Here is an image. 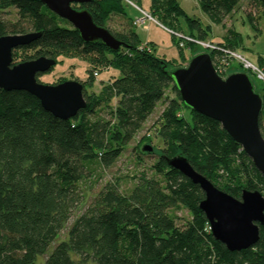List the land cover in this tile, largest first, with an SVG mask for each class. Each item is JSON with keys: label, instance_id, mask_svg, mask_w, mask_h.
Returning a JSON list of instances; mask_svg holds the SVG:
<instances>
[{"label": "trees", "instance_id": "trees-1", "mask_svg": "<svg viewBox=\"0 0 264 264\" xmlns=\"http://www.w3.org/2000/svg\"><path fill=\"white\" fill-rule=\"evenodd\" d=\"M130 1L141 7L142 0ZM197 2L209 19L205 26L188 16L178 0H150L149 10L166 28L206 41L212 25H223L243 0ZM252 2L264 16V0ZM9 8L16 9L18 17L0 18V37L41 32L30 45L13 52L14 63L21 52L34 51L20 61L40 56L82 58L91 69L82 82L87 107L69 120L46 111L27 91L0 88V264H36L48 253L45 264H264V226L255 246L230 251L212 235L200 209L205 196L200 186L167 160L185 156L195 170L235 198L244 189L264 195V176L219 121L182 102L170 75L172 67L182 63L140 51L142 40L134 28L119 33L108 27L113 15H126L125 0H93L77 7L87 8L97 25L126 44L119 51L100 41L85 42L68 21L38 1L0 0V10ZM247 17L259 30L253 15ZM242 44V35L230 29L220 49L203 52H209L214 62L218 55L227 56L223 50L237 51ZM183 48L179 57L183 63L201 52L194 42L187 43L194 51L191 57ZM259 62L264 67L262 56ZM96 69H112L113 74L99 92L88 93ZM168 90L175 96L168 97ZM259 90L264 99V84ZM160 103L163 109L153 125L154 137L147 134L140 140L141 146L155 139L162 144L152 175L142 173L129 193L107 183L76 218L66 239L51 248L85 202L82 184L89 168L111 167ZM183 109L189 110V118L181 114ZM262 116L263 110L261 130ZM181 208L191 218L179 224L175 211Z\"/></svg>", "mask_w": 264, "mask_h": 264}, {"label": "water", "instance_id": "water-1", "mask_svg": "<svg viewBox=\"0 0 264 264\" xmlns=\"http://www.w3.org/2000/svg\"><path fill=\"white\" fill-rule=\"evenodd\" d=\"M78 30L85 42H102L113 51L126 44L109 29L94 22L85 5L93 0H35ZM41 32L9 34L0 37V88L23 90L37 97L43 108L58 118L69 120L87 107L84 85L78 80L45 84L38 75L49 71L57 61L48 56L14 63L13 52L30 45ZM170 75L182 102L192 110L220 122L227 134L241 146L264 176V136L260 118L264 99L247 72L221 76L209 52L195 54L186 66L175 67ZM144 151H152L144 146ZM168 164L198 184L205 196L200 209L206 215L213 237L230 251L257 244L264 226V195L244 189L240 198L216 187L195 170L183 155L168 158Z\"/></svg>", "mask_w": 264, "mask_h": 264}, {"label": "rangeland", "instance_id": "rangeland-1", "mask_svg": "<svg viewBox=\"0 0 264 264\" xmlns=\"http://www.w3.org/2000/svg\"><path fill=\"white\" fill-rule=\"evenodd\" d=\"M178 1L188 16L199 19L204 26L210 23L208 17L200 9L197 0ZM125 3L126 15H113L108 22V27L114 32L119 33H125L129 29L134 28L139 34L142 43L148 42L154 49L153 52L156 56L165 58L167 60L177 59V63H182L183 66H186L188 62L183 63V61L179 58L181 51L180 47H184L183 51L186 57H191L192 53H194V51L192 52V50L187 48V43L191 42L188 39L189 36H187V33H178L185 38L180 37V35H175L174 37V34L171 33L174 31L166 28L164 25H161L158 20L151 14L149 10L150 0H142L141 7L130 0H125ZM77 7L78 5H76V8ZM140 10L142 12L145 11V13L150 15L148 18L151 17L152 19H149L145 26L136 28L133 24V20L135 16H138L142 13ZM250 14H252L256 19L255 24L258 25L259 30L254 28V26L248 20L247 16ZM17 17V10L14 8H9L4 11L0 10V18H7L11 19L12 21H16ZM69 24L62 23V26L69 27ZM230 29H234L242 35L243 46L236 52H238V54L246 58L255 66H258L259 69L264 71V67H262L259 62V56H262L264 58V16H262L261 9H259V7L252 2V0H243L240 6H238L237 9L224 20L223 25H212L211 34L209 35L208 39L203 42L218 46L219 44L224 42V39L228 35ZM190 39L193 38L190 37ZM179 42L183 43V46L179 45ZM207 48L208 47H203L201 46V44L196 43V51H209L210 48ZM20 54L22 56L21 58H18L19 62H21L20 60H22L24 56L33 55L34 51L21 52ZM228 55L231 58H228V56L218 55L216 56L214 61V64L219 65L221 70L225 69L226 67V75H223V77H226L231 73L247 72L253 78L256 90L260 92L259 89L264 83L255 79L250 73L251 70H245L240 62L237 61V57L232 56L231 54ZM55 60H58L56 65L49 71L42 73L41 76H39V79L42 83L57 84L62 79H66V81L78 80L80 82H84L88 79V71L89 69H91V66L84 59L59 57ZM172 68H174V66ZM93 71H99L100 74L98 76H94V86L91 89H89L88 87V93L99 92L103 86L110 82L111 75L113 74L112 69H109L107 71H100L96 69ZM114 75H117L116 71L114 72ZM167 96L174 97L175 95L171 90H168ZM162 109L163 105L162 103H160L155 109L154 113L146 121L135 139L126 146L122 155L111 167L107 168L95 164L89 168L88 172H86L87 174L85 181L82 184V192L85 197V202L81 204V206L79 207V211L70 219L67 228L61 232L59 237L52 244L51 248H54L60 241L66 239L68 230L72 226L76 218L94 200L98 192L107 183H115L123 193H129L136 185L138 177H140L142 173L152 175V166L156 163L159 157V150L157 149V147H161L162 144L159 140L155 139L154 143L149 144L152 148V151H144L142 150V148L147 143H144L141 146L140 140L144 135L147 134H150L152 137H154L155 131L153 125L159 118ZM181 114L185 118L190 117L189 110L183 109ZM262 119V133L264 134V116H262ZM141 150L144 153H142ZM175 214L177 215V222L179 224H182L186 220H189L191 218L190 212L185 208L176 210ZM48 254L40 256L36 264H45V261L48 258Z\"/></svg>", "mask_w": 264, "mask_h": 264}, {"label": "built area", "instance_id": "built-area-1", "mask_svg": "<svg viewBox=\"0 0 264 264\" xmlns=\"http://www.w3.org/2000/svg\"><path fill=\"white\" fill-rule=\"evenodd\" d=\"M141 11V10H140ZM142 12V11H141ZM150 15H148L147 13L142 12L141 14H139L138 16H135L134 20H133V24L134 26L137 28L139 27H143L147 24V21L149 19H152L151 17L148 18ZM171 32V31H170ZM173 33L174 35H180V37H183L181 34H178V33H174V32H171ZM185 38V37H183ZM188 39L191 41V42H194V43H199L201 44V46H206L208 48H211V49H220V47H218L217 45H213L211 43H204L203 41H199V40H196V39H190V37H188ZM148 42H144V43H141L140 46L138 47V49L140 51H147V52H150V49L148 47ZM180 45L183 46V43L180 42ZM207 48V49H208ZM222 50V49H221ZM224 53H226V55L228 56V58L230 57L228 54H231L232 56H235L237 57V61L240 62V64L242 65V67L246 70H251L253 72V74L260 80L264 81V71H262L261 69L258 68V66H255L254 64H252L251 62H249L246 58H244L243 56H241L240 54H238V52L236 51H229V50H223ZM231 58V57H230ZM228 65V63H227ZM218 72L219 73H226V67L225 69L221 70L220 66L218 65ZM94 76H98V71H95L94 72ZM222 76V75H221ZM241 150L243 151V149L241 148Z\"/></svg>", "mask_w": 264, "mask_h": 264}, {"label": "bare ground", "instance_id": "bare-ground-1", "mask_svg": "<svg viewBox=\"0 0 264 264\" xmlns=\"http://www.w3.org/2000/svg\"><path fill=\"white\" fill-rule=\"evenodd\" d=\"M75 6H76V5H74V7H75ZM78 6H79V5H78ZM148 44H149V43H148ZM148 47H149V49H150V53H152L154 49L151 47L150 44L148 45ZM25 61H26V60H25Z\"/></svg>", "mask_w": 264, "mask_h": 264}]
</instances>
